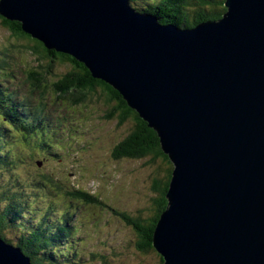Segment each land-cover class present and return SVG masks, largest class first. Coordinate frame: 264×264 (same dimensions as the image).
<instances>
[{"label":"water","instance_id":"95a60500","mask_svg":"<svg viewBox=\"0 0 264 264\" xmlns=\"http://www.w3.org/2000/svg\"><path fill=\"white\" fill-rule=\"evenodd\" d=\"M224 6L180 28L128 0H0L2 18L86 63L158 134L173 164L152 239L163 264H264V0ZM0 264L30 262L0 239Z\"/></svg>","mask_w":264,"mask_h":264},{"label":"rangeland","instance_id":"374dc122","mask_svg":"<svg viewBox=\"0 0 264 264\" xmlns=\"http://www.w3.org/2000/svg\"><path fill=\"white\" fill-rule=\"evenodd\" d=\"M191 9L197 10V8ZM1 22L0 51L8 53H0V61L6 62L1 66H6L9 71L4 72L8 76L0 72V143L3 142L11 151L14 149L22 158L23 164L10 165L7 168L2 164L0 187L5 185L13 191L18 190L22 185L20 193L25 192V201L28 198L27 215L32 213L31 216L35 217L34 221L48 212V218L58 222L59 217L61 218L64 213L67 214L66 211H71L67 215L74 217L70 216L67 222L80 236L79 239L75 236L73 239L69 238L75 245L76 254L69 257L70 262L67 264H105L106 261L99 259L100 256L106 257V260L110 258L107 260L109 264H159V258L157 259V254L153 250L139 249L137 246L139 236L116 212L127 213L134 219L139 213L145 219L149 216V212L152 214L153 199L160 195L152 189V179L159 172L161 179L166 181L170 164L164 161L152 165L149 160L118 156L116 148L135 132V122L130 119L128 123L121 125L116 117L109 120L105 115L110 108L104 101L89 98L76 104L72 102L73 94L63 96L64 103L61 107L65 112L71 109L70 111L76 116L75 122L63 125L61 131V124H57L54 129L49 128V132L58 133L57 140L53 141L55 135L44 133L41 139L46 141L47 147L36 151L34 156H30L29 150L28 152L25 150V155L24 152L18 153L16 150L23 145L19 141L21 136L13 134L15 136L13 137L10 132H4L10 124L6 115L15 117L16 106L18 102L24 103L25 95L34 101L41 99L38 93H33L31 86H34V82L28 73H41L45 68H42L44 64L38 57L26 51V46L32 43L12 35V32ZM64 71L68 72L67 69L57 66L54 74L60 76ZM53 80L51 76L48 81L41 82V86L48 92L41 96L50 106V110L47 111L48 116L56 118L57 115L59 117V105L56 104L58 92H54L52 88ZM35 90L39 91L40 88ZM32 106H37V103H32ZM35 138L39 139V137ZM43 172L55 178L63 188L85 191L90 196H95L99 203L85 204L82 201H74L64 191L58 193L55 189L52 191L49 189V183L41 179L40 174ZM40 179L43 187H39ZM2 200L6 199L0 195L1 206L9 202L5 201L2 204ZM69 202L73 204L71 207L68 205ZM74 220L75 224H73ZM4 230L8 237L16 235V230L11 225ZM13 244H15L14 240ZM65 262L64 260L62 263Z\"/></svg>","mask_w":264,"mask_h":264},{"label":"trees","instance_id":"16d2710c","mask_svg":"<svg viewBox=\"0 0 264 264\" xmlns=\"http://www.w3.org/2000/svg\"><path fill=\"white\" fill-rule=\"evenodd\" d=\"M128 2L130 7L135 11L151 14L158 18L161 24H174L180 28H190L197 23L209 20H219L227 11L224 6L225 0H128ZM190 8H197V10H190ZM0 21H2V25L12 32V35L32 43L30 46H26V51H30L33 55L38 57L40 62L44 64L42 68H45L41 73H28V75L32 77L31 80L34 82V86H31L33 93H38L42 98L41 104H43V106L40 109L41 111L26 112L23 115L16 114L15 117L6 115V117L9 118L10 124L9 128L5 129L4 132H10L13 137H15L14 135L21 136L19 141L23 143V145L16 150L18 153L25 152V150L28 152L29 150L31 153L30 156H34L33 154L36 151L39 149L43 150L47 147L45 145L46 141H43L41 138H43L44 133H50L49 135H51L53 131L49 132V128L53 129V127L45 123L47 121L46 118L43 117L45 113L48 115L47 112L44 111L45 109L49 111L50 106L45 103V98L41 96L48 93L47 89L41 86V82L48 81L49 77L52 76L54 79L52 81L54 82L52 88L54 92H58V102L56 101V104L59 105L58 112H60L61 117L67 114L70 118V114L72 113V111H70L71 109H68L65 114L62 113V111L65 112L61 105L63 106V96L66 94H73L75 99L73 98L72 102L76 104L87 101L89 98H95L101 102L104 101L110 108V111L105 115L107 119L111 120L116 117L121 125L128 123L130 119L135 122V132L128 140H124L125 142L123 141L120 146L116 148V154L118 156L149 160V163L152 165L156 162L164 163V161L169 164L171 163L167 155H165L161 149L158 134L148 126V123L139 117L136 111L128 106L118 91L101 80L94 78L86 63L80 61L75 56L72 57L69 54L60 53L55 50H47L42 43L25 34L21 29V24L18 22H9L1 16ZM0 53L7 54L8 52L0 51ZM4 64H6L4 60L0 61V72L2 74L9 71L5 68L6 66H1ZM57 66L67 69L68 72L64 71L60 76L55 75L54 69ZM23 81L25 82L24 78ZM38 88H40L39 91L35 90ZM72 115L75 114L72 113ZM30 134H32L34 138L39 137V139H34ZM2 164H5L6 168L10 165L15 166L17 164H23L22 158L15 153V150L13 149L11 151L7 149L3 142L0 143V167ZM172 170L173 164L171 163L167 170L166 181L161 179L159 172L157 176L152 179V189L160 195H158V198L153 199L151 210L153 211L154 209V212L152 214L149 212V216L146 219L141 213L134 219L127 213L116 212L118 216L126 220L128 226L139 236L140 240L137 244L139 249L148 251V249L152 250L153 248L152 239L156 224L168 205L166 195L169 189ZM40 176L41 179L49 183V189L52 191L55 189L56 193L64 191V193L72 197L74 201H82L85 204L94 205L99 203L95 199V196H90L85 193V191L69 190L67 187V189L63 188L55 178L53 179L45 172L41 173ZM39 185V187L44 186L42 181ZM19 187L18 190L13 191L5 185L4 187H0V195L6 199L1 201L2 204L5 201H9L7 205H2L3 207L0 205L1 237L12 244L14 240V245L19 247L24 252L25 256L31 259V264H67L70 262L69 257L72 254H76L75 245L69 239L71 238V228L70 224L67 222L68 217L72 216H68L67 214H70L71 211H66L67 214L61 219V221L64 222L61 227L55 226L56 221L50 220L47 213L43 214V217L40 219L37 217L39 219L38 222L34 221L33 219H35V217L31 216L33 215L32 213L27 215L28 212L26 210H28V207L26 205L28 198H26L25 201V192L20 193L22 185ZM68 205L72 206L73 204L69 202ZM148 211L147 209V212ZM9 225H11V227L13 226L16 230V235H11L12 237H8L4 233L6 232L4 229L8 228ZM64 243H66V245H64ZM118 253H120V251H118ZM118 253H115V255H118ZM158 258L159 264H163L162 257L157 255V259ZM99 259L106 261L105 264H109L107 260L110 258L106 260V257L100 256ZM64 260L66 262L62 263Z\"/></svg>","mask_w":264,"mask_h":264},{"label":"bare ground","instance_id":"6f19581e","mask_svg":"<svg viewBox=\"0 0 264 264\" xmlns=\"http://www.w3.org/2000/svg\"><path fill=\"white\" fill-rule=\"evenodd\" d=\"M161 25H163V24H161ZM169 25V24H168ZM0 239L4 242V244H6L8 247H11V248H14V249H19L20 250V252L24 255V257H26L28 260H29V262H30V264H31V259H29L27 256H25V254H24V252L19 248V247H16L14 244H12V243H9V242H7V241H5L2 237H1V234H0Z\"/></svg>","mask_w":264,"mask_h":264}]
</instances>
